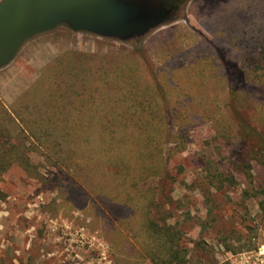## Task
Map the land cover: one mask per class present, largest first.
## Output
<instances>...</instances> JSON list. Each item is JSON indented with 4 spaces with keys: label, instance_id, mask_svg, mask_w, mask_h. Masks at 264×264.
<instances>
[{
    "label": "rangeland",
    "instance_id": "1",
    "mask_svg": "<svg viewBox=\"0 0 264 264\" xmlns=\"http://www.w3.org/2000/svg\"><path fill=\"white\" fill-rule=\"evenodd\" d=\"M263 49L264 0H188L172 22L131 42L61 26L26 42L0 69V103L9 107L64 52L79 64L59 81L124 65L151 76L171 93L166 106L174 111L166 178L140 185L155 191L151 217L182 232L187 264H264V85L245 65ZM179 113L183 125L198 123L182 144L171 141ZM233 125L252 135L231 133ZM29 158L35 176L17 165L0 175V264H152L116 212L67 171Z\"/></svg>",
    "mask_w": 264,
    "mask_h": 264
},
{
    "label": "trees",
    "instance_id": "2",
    "mask_svg": "<svg viewBox=\"0 0 264 264\" xmlns=\"http://www.w3.org/2000/svg\"><path fill=\"white\" fill-rule=\"evenodd\" d=\"M187 1L155 4L171 8ZM247 61L252 78L264 85V57ZM76 63L75 53H65L45 66L37 81L9 107L0 103V175L17 165L35 176L29 155L38 154L116 212L121 226L133 233L143 258L152 264H187L182 232L154 220L149 209L155 191L140 190L147 180L166 178L163 146L170 135L167 117L174 113L166 106L171 93L130 65L119 73L59 81ZM239 77L244 78V73L239 72ZM232 95L228 90V98ZM179 115L171 141L182 144L198 123L183 125L185 116ZM230 129L251 134L244 125ZM62 193L69 201L68 192Z\"/></svg>",
    "mask_w": 264,
    "mask_h": 264
},
{
    "label": "water",
    "instance_id": "3",
    "mask_svg": "<svg viewBox=\"0 0 264 264\" xmlns=\"http://www.w3.org/2000/svg\"><path fill=\"white\" fill-rule=\"evenodd\" d=\"M157 0H2L0 69L36 36L65 26L73 33L131 42L172 22L184 5L164 8Z\"/></svg>",
    "mask_w": 264,
    "mask_h": 264
},
{
    "label": "crops",
    "instance_id": "4",
    "mask_svg": "<svg viewBox=\"0 0 264 264\" xmlns=\"http://www.w3.org/2000/svg\"><path fill=\"white\" fill-rule=\"evenodd\" d=\"M65 53H69V52H64V53H61V54H59L58 56H56L53 60H55V59H57V58H59V57H61V56H63ZM52 60V61H53ZM79 64V59H77V63H76V65H78ZM48 64H46L45 66H47ZM44 66V67H45ZM44 67H42L41 69H43ZM78 69V67H75V68H73V69H71L70 71H75V70H77ZM83 71V70H82ZM85 71V72H84ZM83 72H79V74H77L76 75V77H80V76H82V75H88V74H93V73H90V72H87V70H84Z\"/></svg>",
    "mask_w": 264,
    "mask_h": 264
}]
</instances>
